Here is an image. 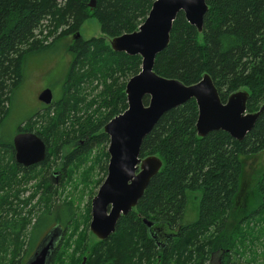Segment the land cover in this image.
<instances>
[{"label":"trees","instance_id":"16d2710c","mask_svg":"<svg viewBox=\"0 0 264 264\" xmlns=\"http://www.w3.org/2000/svg\"><path fill=\"white\" fill-rule=\"evenodd\" d=\"M155 1L0 0V264H26L40 237L54 225L62 237L51 264H82L86 252V264H208L212 254H219L221 264L238 262L233 258L245 239L243 225L264 215V170L252 205L237 207L244 197L247 160L264 154V113L239 142L224 132L201 138L195 100L167 112L141 148V158L157 156L163 167L137 207L103 242L88 246L72 202L54 209L58 190L53 178L61 175L68 181L72 168L79 174L92 153L93 165L108 174L110 137L105 127L128 109L127 84L143 65L140 56L115 52L111 41L137 32ZM206 3L202 32L184 13L177 16L154 72L187 86L209 75L223 103L244 90L249 93L248 113H257L264 105V0ZM91 18L100 23L104 36L85 40L80 32ZM43 28L48 40L41 43ZM66 40L73 61L62 97L50 105L41 102L40 112L18 128V133H35L48 147L42 164L26 168L16 162L13 141L3 138L1 130L25 82L29 60ZM149 103L145 97L144 104ZM34 182L36 191L22 200ZM199 192L197 218L184 224L190 195ZM240 215L231 228L232 216Z\"/></svg>","mask_w":264,"mask_h":264},{"label":"water","instance_id":"95a60500","mask_svg":"<svg viewBox=\"0 0 264 264\" xmlns=\"http://www.w3.org/2000/svg\"><path fill=\"white\" fill-rule=\"evenodd\" d=\"M90 7L94 8L95 3ZM207 12L206 0H156L137 32L124 34L111 42L115 52L140 56L143 65L141 73L127 84L128 109L105 127L110 137L108 175L92 201L90 224L91 232L100 241L116 232L120 219L137 207L151 181L161 171V159L157 156L141 158V148L167 112L195 100L199 108L197 133L201 138L213 132H225L239 142L255 128L264 113V105L259 112L248 113L249 93L243 90L223 103L209 75L187 86L154 72L157 56L170 43L177 16L184 13L188 23L202 32ZM145 97L150 98L148 106L144 104ZM39 100L50 105L52 91L42 92ZM14 147L17 163L26 168L39 165L47 158V145L34 133L18 134ZM144 223L152 227V222L144 220ZM61 235L62 230L50 231L26 264H51Z\"/></svg>","mask_w":264,"mask_h":264},{"label":"rangeland","instance_id":"374dc122","mask_svg":"<svg viewBox=\"0 0 264 264\" xmlns=\"http://www.w3.org/2000/svg\"><path fill=\"white\" fill-rule=\"evenodd\" d=\"M47 35L48 30L44 28L41 43L48 40L45 38ZM80 35L85 40L104 36L100 23L94 18L88 19L84 23ZM68 42L69 41L66 40L54 51L32 57L29 60L25 82L17 92L15 101L12 105L11 116L2 128L1 135L6 140L13 139L18 133L20 124L36 115L43 108L42 103L38 99L42 91L51 90L54 101H58L62 97L66 77L73 61V56L66 48ZM93 160L94 156L92 153L90 157L86 159V162L80 166L79 174H76L75 169L72 168L71 171L74 173L71 179L69 178L68 181H63L60 175L58 179H54L53 181V184H55L54 187L58 190V194L54 198V209H58L60 206L62 207L65 203H73V208L78 218V224H81V232L86 231L87 233L88 246H91V243L99 240L90 230L92 201L107 177L103 166L95 167L93 165ZM263 170L264 154L247 160L244 178V197L237 203V207L240 203L239 210H246L249 205H252V198ZM36 183L37 182H34L33 186L29 188L30 190L25 192L22 200L28 199L32 192L36 191L34 187ZM201 196L202 194L200 192L190 195L186 216L183 221L184 224L196 220ZM36 201L32 202L30 207L33 208L37 205ZM41 211H43V209H41L40 212H36V218ZM245 213L248 214V212ZM258 215L259 214H256V216ZM240 218L241 215L238 217L232 216L230 220L231 228H233V224L239 221ZM53 227H55V225L51 226L40 237V240H42ZM243 230L245 232V239L242 240L241 237H239V239H241L238 247L239 254L236 258H233V262L234 260H238L236 264H264V215L255 219L251 224L245 223L243 225ZM74 240H76V237ZM73 250L74 247L70 249L68 254H72ZM85 254L88 256L90 252H86ZM87 256L83 257L82 264H86L88 259ZM208 264H221L219 254H212Z\"/></svg>","mask_w":264,"mask_h":264},{"label":"crops","instance_id":"0c3cea01","mask_svg":"<svg viewBox=\"0 0 264 264\" xmlns=\"http://www.w3.org/2000/svg\"><path fill=\"white\" fill-rule=\"evenodd\" d=\"M115 39V38H114ZM112 42V41H111ZM113 49V48H112ZM126 54V53H125ZM128 55V54H127ZM39 56V55H38ZM37 57V56H36ZM143 61V60H142ZM45 91V90H44ZM43 91V92H44ZM241 91V90H240ZM244 91V90H243ZM42 93V92H41ZM40 93V94H41ZM53 94V93H52ZM40 96V95H39ZM39 99V98H38ZM40 101V100H39ZM53 101H54V98H53ZM52 101V102H53ZM41 102V101H40ZM44 104V103H43ZM3 130V129H2ZM2 130H1V132H2ZM225 133V132H224ZM18 134H20V133H17L15 136H14V138L18 135ZM14 138L13 139H11L12 141H13V145H14ZM242 142V141H241ZM14 149H15V147H14ZM109 150V149H108ZM15 152H16V150H15ZM108 153H109V151H108ZM110 155V154H109ZM15 159H16V155H15ZM17 162V161H16ZM110 162V161H109ZM109 166V165H108ZM1 213V212H0ZM0 219H1V215H0Z\"/></svg>","mask_w":264,"mask_h":264},{"label":"flooded vegetation","instance_id":"af4514ba","mask_svg":"<svg viewBox=\"0 0 264 264\" xmlns=\"http://www.w3.org/2000/svg\"><path fill=\"white\" fill-rule=\"evenodd\" d=\"M42 92H43V91H42ZM39 95H40V94H39ZM47 157H48V153H47ZM56 179H57V178H55V180H56ZM52 181H54V178L52 179ZM51 229H52V228H51ZM51 229H50V230H51ZM50 230H49V231H50ZM49 231H48V232H49ZM45 236H46V235H45ZM45 236H44V237H45ZM44 237H43V238H44ZM61 237H62V235H61ZM61 237H60V239H59V241H58L56 247H58V245L60 244V242H61ZM55 250H56V249H55ZM54 252H55V251H54ZM53 254H54V253H53Z\"/></svg>","mask_w":264,"mask_h":264},{"label":"built area","instance_id":"2783aa9c","mask_svg":"<svg viewBox=\"0 0 264 264\" xmlns=\"http://www.w3.org/2000/svg\"><path fill=\"white\" fill-rule=\"evenodd\" d=\"M44 29V28H43ZM40 35V32L38 33Z\"/></svg>","mask_w":264,"mask_h":264},{"label":"bare ground","instance_id":"6f19581e","mask_svg":"<svg viewBox=\"0 0 264 264\" xmlns=\"http://www.w3.org/2000/svg\"><path fill=\"white\" fill-rule=\"evenodd\" d=\"M103 242V241H102Z\"/></svg>","mask_w":264,"mask_h":264}]
</instances>
